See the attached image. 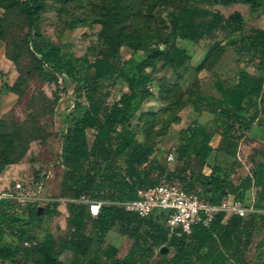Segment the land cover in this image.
<instances>
[{"label":"rangeland","instance_id":"1","mask_svg":"<svg viewBox=\"0 0 264 264\" xmlns=\"http://www.w3.org/2000/svg\"><path fill=\"white\" fill-rule=\"evenodd\" d=\"M25 1L0 0V169L4 162L16 161L0 173V214L8 215L2 244L15 242L9 225L15 218H20L18 224L33 236L28 253L22 250L21 242H16L21 249L16 264H39L36 246L48 234L55 237L57 255L67 264H87L110 244L119 248V257L123 258L133 242L121 235L117 226L105 241L95 242L87 257L65 249L72 232V208L86 203L84 195L76 198L74 188L63 181L66 169L61 164L62 146L64 135L83 116L89 101L87 92L79 91L68 74L43 64L33 47L35 41L59 47L64 68L71 61L86 76L91 73L88 62L106 52L104 28L108 26L123 24L136 29L135 47L124 44L119 48L122 73L113 80H103L95 94L112 103L132 92L140 75L148 76L151 95L144 97L127 124L138 142L154 149L148 163L139 168L145 185L184 167L191 190L211 196L209 178L213 174L225 176L238 187L226 196L254 208L244 218L264 215V200L259 203L264 190L254 186L255 170L264 162V93L244 106L241 113L245 117L257 118L248 131L238 126L231 131V136L243 134V138L230 140L229 154L222 151L224 125L204 109L207 104L221 105L218 84L235 87L240 70L264 76L257 62L234 47V42L252 34L253 28L264 27V2L252 11L247 4L208 5L204 0H39L41 10L33 21L25 13ZM186 7L197 9L192 19L198 24L210 22L214 12L225 18L240 14L242 30H236L235 25L225 31L217 28L204 33L200 39H184L180 31L189 20ZM177 50L183 52L180 63L175 61ZM192 128L198 134L189 147ZM87 133L92 145L96 130L89 128ZM204 143L214 151L200 165L196 153ZM179 148L186 151L184 155ZM95 163L91 159L86 167ZM124 169L121 158L114 169L117 180L125 175ZM17 182L30 184L31 198H19ZM5 193L10 197H1ZM99 201L123 204L112 198ZM153 218L165 223L166 215L156 213ZM92 227L90 224L89 231ZM247 250L249 264H264V224L260 221L255 223ZM174 253L175 248L164 244L153 248L150 260L157 263ZM108 263L101 260V264Z\"/></svg>","mask_w":264,"mask_h":264},{"label":"trees","instance_id":"2","mask_svg":"<svg viewBox=\"0 0 264 264\" xmlns=\"http://www.w3.org/2000/svg\"><path fill=\"white\" fill-rule=\"evenodd\" d=\"M204 1L208 5L247 4L252 11L257 10L264 2V0ZM40 10L39 0L25 1V13L33 21L38 19ZM184 11L189 18L181 25L180 36L184 39H200L204 33L212 32L217 28L225 31L235 25H237L236 30H242L240 14L235 13L225 18L222 14L214 12L210 22L198 24L192 19L197 9L186 7ZM135 31L136 29L123 24L118 27H105L108 47L103 56L88 62L87 68L91 73L86 76L81 75L71 61H68L64 68L59 47L45 45L39 41L33 42L34 52L40 55L43 64L53 67L57 72L64 71L76 82L79 91L87 92L89 106L83 116L64 135L62 146L61 164L66 169L63 181L74 188L76 198L90 192L91 199L99 201L112 198L125 202L136 199L139 188H146L163 180L178 181L186 190L193 191L191 182H188L189 177L186 175L187 169L184 167L177 168L168 174V177L164 176L146 185L139 172V168L148 163L154 149L152 146L138 142L136 133L127 124L140 108L144 97L151 95V90L147 86L149 81L147 75H140L134 82V90L122 94L112 103L107 97L95 94L103 80H113L122 73L119 48L124 44L134 46ZM251 33L234 42V47L245 54L251 62H257L258 68L264 72V29L253 28ZM182 57L183 52L177 50L175 61L180 63ZM52 79L57 80V77L52 75ZM217 89L221 94V105L207 104L204 109L221 120L224 125L222 151L229 154L232 145L230 140L239 141L243 138V134L231 136V131L237 126L238 129L248 131L257 118V115L247 118L241 112L248 101L258 99L264 93V76H254L242 69L235 87H223L218 84ZM89 128L96 130L92 145L89 143L87 133ZM191 130L189 147L193 145V140L198 134L195 129ZM179 150L182 155L186 152L181 148ZM213 151L214 148L209 143H204L196 153L199 164H204ZM121 158L124 159L125 175L117 180L114 177V169ZM91 159H95L96 163L88 169L86 163ZM12 162L16 161L4 162L0 173ZM160 169L163 174L164 169L162 167ZM209 179L213 194L211 196L198 194L213 204L220 203L226 194L238 191V187L229 182L225 176L222 178L213 174ZM254 186L262 188L263 192L264 162L258 164L255 170ZM246 188L249 189L250 185H246ZM263 200L261 193L259 203ZM153 215L142 218L126 210L123 205L102 204L100 215L94 218L87 204H75L71 217L72 232L65 249L79 257H87L95 242L105 241L107 233L118 226V232L133 241L128 253L120 258L119 248L110 244L101 250V255L88 260L87 264H101L102 259H106L108 264H249L248 240L252 237L255 223L260 221L262 225L264 224V215H254L248 219L233 215L225 223V213L220 212L215 216L210 227L198 224L193 227L191 234L179 235L170 231L166 219L165 223H162L153 218ZM19 221L20 218H15L9 223L13 229L15 242L12 245H3L2 239L6 234L5 223L8 222V215L0 214V264H16V256L21 250L18 247L19 242L22 244V250L27 253L32 247L33 236H29L27 231L21 228ZM90 224L93 225L91 231H89ZM26 241L30 244L25 245ZM164 244L175 248V253L170 258L153 263L150 260L153 248ZM56 249L57 242L53 234L46 235L44 241L36 246L41 257L39 264H67L59 258Z\"/></svg>","mask_w":264,"mask_h":264},{"label":"built area","instance_id":"3","mask_svg":"<svg viewBox=\"0 0 264 264\" xmlns=\"http://www.w3.org/2000/svg\"><path fill=\"white\" fill-rule=\"evenodd\" d=\"M169 159H174V155H171ZM29 187L30 184L24 182L15 184V188L20 191V199L31 198L28 192ZM1 197L9 198L10 195L5 193ZM82 198L89 206L92 217L97 218L101 213V201L91 199L86 195ZM122 205L126 210L134 212L142 218L164 212L166 225L171 232H176L179 235L191 234L193 227L198 224L210 227L215 216L220 212H224L225 216L238 215L241 217H246L254 212L253 207L245 206L239 198L224 196L220 203L213 204L198 193L186 190L182 183L167 180L138 189L137 198L125 201ZM29 244L28 241L25 242V245Z\"/></svg>","mask_w":264,"mask_h":264},{"label":"crops","instance_id":"4","mask_svg":"<svg viewBox=\"0 0 264 264\" xmlns=\"http://www.w3.org/2000/svg\"><path fill=\"white\" fill-rule=\"evenodd\" d=\"M240 5V4H238ZM257 28H260V29H264V27H261V26H256ZM6 171V170H5ZM4 171V172H5ZM233 215H228V216H225L224 218V222L226 223ZM108 234V233H107ZM107 236V235H106ZM105 240H106V237H105ZM113 245V244H112ZM116 246V245H115Z\"/></svg>","mask_w":264,"mask_h":264},{"label":"water","instance_id":"5","mask_svg":"<svg viewBox=\"0 0 264 264\" xmlns=\"http://www.w3.org/2000/svg\"><path fill=\"white\" fill-rule=\"evenodd\" d=\"M40 211H41V208H40ZM160 213H163L164 214V212H160Z\"/></svg>","mask_w":264,"mask_h":264}]
</instances>
